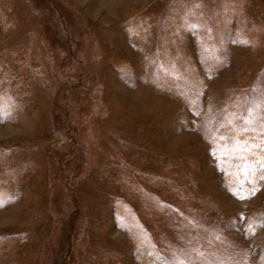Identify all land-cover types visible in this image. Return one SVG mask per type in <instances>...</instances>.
Returning a JSON list of instances; mask_svg holds the SVG:
<instances>
[{
    "label": "rangeland",
    "instance_id": "rangeland-1",
    "mask_svg": "<svg viewBox=\"0 0 264 264\" xmlns=\"http://www.w3.org/2000/svg\"><path fill=\"white\" fill-rule=\"evenodd\" d=\"M0 264H264V0H0Z\"/></svg>",
    "mask_w": 264,
    "mask_h": 264
}]
</instances>
